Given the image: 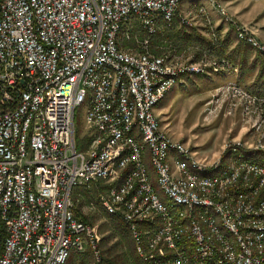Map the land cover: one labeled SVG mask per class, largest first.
Listing matches in <instances>:
<instances>
[{
	"label": "built area",
	"instance_id": "built-area-1",
	"mask_svg": "<svg viewBox=\"0 0 264 264\" xmlns=\"http://www.w3.org/2000/svg\"><path fill=\"white\" fill-rule=\"evenodd\" d=\"M184 1L0 0V264H67L88 247L98 258L93 226L73 211L79 188L120 216L142 264H264V162L243 153L264 150V95L234 80L214 89L203 120L238 112L249 136L212 159L169 136L157 113L183 76L237 71L213 53L224 33L201 4L199 58L181 62L166 40L152 50L161 28L189 24ZM207 1L264 53L253 26Z\"/></svg>",
	"mask_w": 264,
	"mask_h": 264
},
{
	"label": "rangeland",
	"instance_id": "rangeland-1",
	"mask_svg": "<svg viewBox=\"0 0 264 264\" xmlns=\"http://www.w3.org/2000/svg\"><path fill=\"white\" fill-rule=\"evenodd\" d=\"M247 1H249L248 3H251L253 0ZM199 4L205 6L211 21L218 28L222 22L219 21V17L216 15L217 13L215 9L210 6L207 0H186L181 3L179 10L180 13H182V16L185 17L189 23L185 25L182 24V26H185L184 28L186 33L191 34L193 40L175 41L170 35L172 30L164 31L166 27H163L161 28L162 31H160L152 40L154 44L153 47L161 45L162 50H168V44L160 42L163 36L168 35V38L162 40H167L172 45L177 46V53L178 56H180L177 58L178 60H181V62L189 61V57L192 55L195 58H199V53L194 49H192L193 51L186 49V47L190 46L193 47L195 45H204L205 42L202 41V39L200 40V38L197 37V34L204 38L208 37L204 30L205 28L202 20L203 18L197 14L195 10L196 8L194 9V6ZM224 6L228 10V7L225 4ZM248 6L252 7L248 8L247 11L252 13H250L248 16L251 18V23H244L240 21L235 15L236 11L238 15L240 6H237L235 14L234 12L231 13L229 10L228 12L239 23L254 26L253 24L256 22V20H254L251 16L256 15L261 11V8H264H260L257 1H254ZM178 24L181 23L175 21L173 26L175 25V27H177L179 26ZM229 28L230 27L228 25H225V29L222 31V33L225 34L228 30H230ZM234 33L235 32H233L232 35L234 38H236ZM132 41L134 43V39ZM222 49L223 48H221L220 51ZM154 51L158 53L157 49H154ZM211 75V77L209 75L207 76L206 74L201 75V77L195 76L187 78L185 84H179L177 87L171 90L169 94H167V97H164L162 103L157 107L159 110L157 113H159L160 122L164 127V131L172 138L185 143L198 156L205 157L207 159H212L219 155L222 152L224 144L228 141L233 139L244 141L249 136L248 128L246 125H244L242 117L238 112L232 115H227L222 112L211 122H205L203 120V110L207 101L214 93V89L226 82L227 79L228 81L234 80L232 75ZM218 77H224L225 79ZM173 96L175 97L173 98ZM87 106L88 103L85 102L76 110L75 125L79 146L85 145L84 141H86V136L89 132V126L84 122V114ZM162 107H164L163 110L161 109ZM83 138H85V140ZM75 191H78V195L81 194L79 197L75 194L76 197H74V208L76 207V209H78L79 217H86L91 222L90 225L93 226L95 234L97 237H99V239L106 238L108 244L117 241L122 247V251H126V247L123 245L124 240L111 226L108 216L97 207V204H95L92 199L84 195V191L79 189H76ZM90 202H93L94 206H89Z\"/></svg>",
	"mask_w": 264,
	"mask_h": 264
},
{
	"label": "trees",
	"instance_id": "trees-1",
	"mask_svg": "<svg viewBox=\"0 0 264 264\" xmlns=\"http://www.w3.org/2000/svg\"><path fill=\"white\" fill-rule=\"evenodd\" d=\"M184 27L185 26H182V24L177 27L174 25L170 29H164V31L172 30L170 35L175 41H192V35L186 33ZM224 27L225 26L223 24H220L217 30L222 32ZM229 29L230 30H228L223 37V46L221 47L223 49L220 51L221 48H218L214 50L213 53L217 55H225L237 66V71L234 74V81L256 95H264V53L254 49L249 43L236 40V38H234L232 35L234 32L233 29ZM197 37L205 42L204 45H195L193 47L190 46L186 47V49H190L192 47V49L195 50L197 48L204 49L209 47V40L207 38L201 37L199 34H197ZM166 38H168V35L163 36L162 39ZM162 39L161 41H163ZM152 45H154L153 42ZM172 46L174 48L176 47L175 49L177 50V46ZM154 49L155 46H152L153 51ZM195 51L198 52L197 50ZM225 153L226 151L223 153V155H225ZM243 153L245 157L251 158L255 161L264 162V150L250 149L243 151ZM79 190L84 191V195L92 199L95 204H97V207L100 208V206H98L99 203L96 189L92 188L91 190H87L79 188ZM77 193L78 191L74 192V197H76V195L78 197L81 196V194L78 195ZM100 210H102L108 216L111 226L124 240L123 245L126 247V251H122V247L117 241L108 244L106 238L99 239L98 237V258H95L91 248L88 247L84 251H71L67 264H142L134 252L130 233L120 216L118 214H109L101 208ZM74 213L77 218H80L81 220L91 224V222L86 217H79L78 209H76V207L74 208Z\"/></svg>",
	"mask_w": 264,
	"mask_h": 264
},
{
	"label": "crops",
	"instance_id": "crops-1",
	"mask_svg": "<svg viewBox=\"0 0 264 264\" xmlns=\"http://www.w3.org/2000/svg\"><path fill=\"white\" fill-rule=\"evenodd\" d=\"M223 1V3L228 7V10L231 12V13H233L234 12V14H235V11H236V8H237V6H240V10L238 11V15H237V11H236V16H237V18L240 20V21H242V22H244V23H251V18H249L248 16H249V14L251 13V12H247L248 11V8H250L248 5H251L254 1L256 2H258L259 3V6H260V8L261 7H263L264 8V0H253L251 3H248L249 1H247V0H222ZM252 8V7H251ZM252 14V13H251ZM217 15V14H216ZM254 20H256V22L253 24L254 26V28H255V35H256V37L258 38V39H260L261 41H264V9H262L261 8V11L260 12H258L256 15H254V16H251ZM219 21H220V19H219ZM225 26V25H224ZM224 29H225V27H224ZM207 74V76L209 75L210 77L212 76L211 75V73L210 72H207V73H205V74H201V75H206ZM235 74V73H234ZM234 74H232V76H233V78H234ZM201 75H186V76H183L182 77V79H181V82H179L177 85H175L171 90H173L175 87H177L179 84H185L186 83V79L187 78H191V77H201ZM214 77H216V76H214ZM217 78V77H216ZM218 78H221V79H225L224 77L222 78V77H218ZM227 81H228V79H227ZM216 82H217V79H216ZM170 90V91H171ZM169 91V92H170ZM169 92L167 93V94H169ZM167 94H166V96L165 97H167ZM175 96H173V98H174ZM164 99H162V101H163ZM172 100V99H171ZM162 102H160V104H161ZM159 104V105H160ZM158 105V106H159ZM162 110L164 109V107H162L161 108ZM157 111H159L158 110V108H157ZM159 114V113H158ZM163 127V126H162Z\"/></svg>",
	"mask_w": 264,
	"mask_h": 264
},
{
	"label": "bare ground",
	"instance_id": "bare-ground-1",
	"mask_svg": "<svg viewBox=\"0 0 264 264\" xmlns=\"http://www.w3.org/2000/svg\"><path fill=\"white\" fill-rule=\"evenodd\" d=\"M257 50V49H256ZM164 99V98H163ZM162 102V101H161ZM160 104V103H159ZM74 209V208H73ZM74 211V210H73ZM75 214V213H74ZM83 221V220H82ZM86 222V221H85ZM86 223H88V222H86Z\"/></svg>",
	"mask_w": 264,
	"mask_h": 264
}]
</instances>
